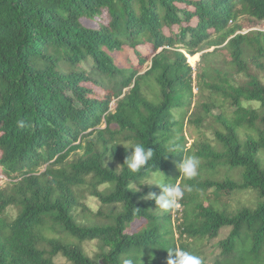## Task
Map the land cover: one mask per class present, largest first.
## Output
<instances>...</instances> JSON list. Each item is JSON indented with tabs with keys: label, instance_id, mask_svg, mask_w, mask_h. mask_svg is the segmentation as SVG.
I'll return each instance as SVG.
<instances>
[{
	"label": "trees",
	"instance_id": "obj_1",
	"mask_svg": "<svg viewBox=\"0 0 264 264\" xmlns=\"http://www.w3.org/2000/svg\"><path fill=\"white\" fill-rule=\"evenodd\" d=\"M240 14L264 21V0H0V172L20 178L10 190L0 189V264H57L58 256L71 264H167L171 248L199 256L202 264H264V129L258 126L264 117L243 105L264 108L258 78L250 76L247 86H211L236 108L216 134L221 150L202 146L195 178L176 167L186 156L184 120L194 95L189 58L198 61L204 47L226 44L238 73L248 72L247 52L264 68V32L242 35L239 26L229 27ZM122 54L128 66L118 64ZM87 61L93 75L77 69ZM243 130L258 137L243 141ZM173 139L182 151H167ZM129 141L154 150L138 173L122 166ZM77 152L82 155L70 162ZM221 168L231 175L213 179ZM203 171L212 177L203 178ZM153 175L192 187L179 201L176 230L173 209L145 199L159 193L144 185ZM80 190L109 210L94 213L82 205ZM210 191L213 200L199 201ZM245 192L257 195L256 205L234 212L223 206ZM9 208L18 210L12 221L5 217ZM136 221L141 225L131 231ZM223 230L229 234L219 254L202 259L200 247ZM93 241L98 251L90 257L83 243Z\"/></svg>",
	"mask_w": 264,
	"mask_h": 264
},
{
	"label": "rangeland",
	"instance_id": "obj_2",
	"mask_svg": "<svg viewBox=\"0 0 264 264\" xmlns=\"http://www.w3.org/2000/svg\"><path fill=\"white\" fill-rule=\"evenodd\" d=\"M240 9V8H238ZM88 27H96V22L85 21L84 22ZM239 26L241 31L238 34H252L256 32H264V21H256L251 19L245 14H240L238 20L235 23H230L229 27ZM213 38H216L217 35L213 34ZM179 47V46H178ZM204 55V58H203ZM253 54L247 52L246 54V63H247V73H238L236 68L233 65L232 58L230 56V51L226 47V44L210 48L204 47L203 52H201L197 58L198 61L189 62L194 68L193 75V99L190 108L187 110V114L184 120V136L186 138V156L189 154L196 155L198 151L201 150L203 145H210L216 150H221L220 145L217 141L216 134L219 132H224L223 120H230L233 118L235 107L232 104L230 99L224 97V95L211 88V86L221 85L224 81H228L233 86H247L250 81V76L256 77L264 85V68H261L253 60ZM201 58V59H200ZM116 60L121 66H128L130 63L128 61L127 54L116 55ZM196 62V63H195ZM64 69L70 70L69 66H65ZM77 69H83L87 71L90 75H93V63L92 61H87L81 63ZM147 67L142 70L140 75H143L147 71ZM109 87V86H108ZM128 93V89L124 90V94ZM145 95L150 99L154 98V91L150 88H145ZM124 95L121 97L123 98ZM118 100H115L112 103V110L116 109ZM243 105L247 108L257 110L258 113L264 117V108L261 107L259 103L255 102H244ZM261 129H264V126L258 125ZM248 135L258 137L257 133L254 131H241L242 140L245 141ZM79 155H82V152H77L73 154L69 160L73 162L76 160ZM198 157V156H197ZM200 159V158H199ZM261 159L264 161V153L261 154ZM202 161L200 159V167ZM199 167L198 172L201 170ZM40 171H45V167L41 168ZM231 174L225 168L220 169V173L213 177L216 180H222L225 176H230ZM211 178L212 176L209 173L203 171V178ZM238 178V174H236ZM20 178L14 176V178H8L3 172H0V189L8 191L11 189V184L18 181ZM155 186V185H149ZM179 187V184H177ZM156 187V186H155ZM104 187L100 188L102 191ZM159 194V193H157ZM80 201L82 205L90 208L94 213L99 211H107L109 209L104 208L98 199L92 197L86 190L79 191ZM213 200L214 195L212 191L208 192L207 195L202 194L199 201L202 200ZM258 198L254 192H245L241 194L233 195L231 198L225 199L223 206L225 205L229 211H237L244 206H254L257 204ZM177 209V210H176ZM18 214V210L14 208H9L5 214L9 220H14ZM174 219L175 230L179 223L181 222V209L174 208L172 211ZM79 220L84 221L87 217V212L80 208L77 212ZM97 221H100V217L96 218ZM141 222H135L131 228V231H135ZM229 234V230H223L218 239L207 241L200 247L201 257L206 261H212L219 254L218 244L221 240L226 239ZM51 235V234H50ZM59 237L70 243H78L73 240L71 237L66 234H61ZM178 237V236H177ZM97 241L85 242L83 243V248L87 255L94 257L97 253ZM57 264H71L66 259L61 256H58L55 259Z\"/></svg>",
	"mask_w": 264,
	"mask_h": 264
},
{
	"label": "clouds",
	"instance_id": "obj_3",
	"mask_svg": "<svg viewBox=\"0 0 264 264\" xmlns=\"http://www.w3.org/2000/svg\"><path fill=\"white\" fill-rule=\"evenodd\" d=\"M18 126L21 128L25 127V122L23 120L19 121ZM127 143L130 145L127 148H125L123 144H116V146L122 145L126 152L131 150L130 154L126 156L122 166H126L133 173H138L149 164L150 160H152L154 150L150 147L145 148V146L141 143H132L131 141ZM166 148L169 153L182 151V145L175 139L169 140ZM176 167L179 175H183L187 179H192L198 175L200 159L196 155L189 154L182 157ZM166 181V178L161 180L153 175V177L144 184L155 185L159 189V194L149 193L145 199L154 200L156 208L162 211H168L179 207V201L183 197L184 192L192 191V187L190 185L178 187L176 184L168 183ZM138 186L139 184H130L129 188H135L137 192L139 190ZM167 253V264H202V260L199 256L183 249L177 250L175 248H171L167 251ZM124 264H134V261L132 259H127L124 261Z\"/></svg>",
	"mask_w": 264,
	"mask_h": 264
}]
</instances>
